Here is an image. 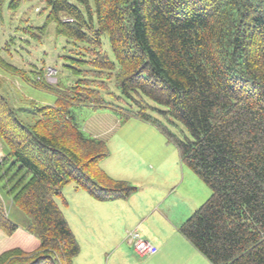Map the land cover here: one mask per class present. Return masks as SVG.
Wrapping results in <instances>:
<instances>
[{"label":"trees","instance_id":"1","mask_svg":"<svg viewBox=\"0 0 264 264\" xmlns=\"http://www.w3.org/2000/svg\"><path fill=\"white\" fill-rule=\"evenodd\" d=\"M5 1L9 10L21 5L0 0V12ZM41 1L44 21L23 32L40 39L54 22L57 36L82 45L85 58L70 59L85 68L66 64L81 78L50 84L43 69L24 70L0 54L1 66L55 95L52 104L29 102L30 123L0 92V232L22 228L39 241L30 252H0V264H73L79 244L55 200L68 184L98 201L137 189L100 167L108 144L84 133L74 106L154 126L211 189L179 232L212 264H264V0ZM106 79L136 108L106 100ZM5 200L24 224L11 219Z\"/></svg>","mask_w":264,"mask_h":264},{"label":"rangeland","instance_id":"2","mask_svg":"<svg viewBox=\"0 0 264 264\" xmlns=\"http://www.w3.org/2000/svg\"><path fill=\"white\" fill-rule=\"evenodd\" d=\"M19 1L21 5L16 10H9L7 8L8 1H5L1 7V56L9 63L27 71L43 69V79L50 84H54L56 78L61 80L63 84L68 85L76 79L81 78V73H73L72 68L66 67L65 65L67 64L77 69L85 68L84 65L78 62H72L70 59L75 58L79 60L85 58L83 55L78 54V51L84 50L82 45H72L71 42L67 43L64 37L57 36L55 34L54 22L48 24L45 34H43L40 39L33 38L24 33L22 30L23 27L28 25H40L44 21L46 10L40 13L44 6L41 0ZM103 50L113 59L111 51L106 43L103 45ZM106 81L108 88L103 92V96L106 100L123 107L136 108V105L131 102L130 98L121 94L118 86L113 80L106 79ZM0 92L8 96L16 108L22 109V111L20 110L21 117L30 123H32L36 117L29 115L25 111L27 107H30L29 102L35 101L37 103L52 104L55 98L53 93L32 87L23 79L16 76L12 70L1 65ZM133 96L137 97L135 94H133ZM143 99L150 106L164 109V107L152 102L146 97H143ZM129 104H131V106ZM72 112L76 123L85 134L96 136L106 141L109 147V155L106 158L107 160L111 159V161H115V156H118L119 154H126L125 156L127 159H136L139 156L138 159L141 160L142 163L145 162L146 166L153 171L155 169L151 168L153 165L148 162V159L157 160V158H166L171 161V163L175 162L173 166L177 169L178 174H181L183 171H188V175H190L188 176V185L196 188V184L192 181L193 178L199 183V185H201V187H203V194L201 191L200 198L194 200L193 204L191 202L192 197L188 201V206H185V208H183L181 204L178 205V203H176L178 206L170 211L171 213L182 211L186 214V219L210 196L211 189L209 186H207L191 169L180 163L175 146L168 142L154 126L137 119H129L126 122H120L119 116L113 110L108 108L94 110L86 106H74ZM148 112L158 116V114L150 108L148 109ZM178 125L188 135L187 130L181 124L178 123ZM171 129L179 134V131L177 130L178 128L173 126ZM122 144L124 146H122ZM119 145L122 146V149H117L118 151H116V148H119ZM2 154V147L0 144V156H2ZM169 156L173 158V161ZM141 157L145 159V161H143ZM126 158L125 160L127 161ZM103 163L104 161L100 164L102 169L104 168ZM131 163L135 162L131 161ZM130 169L134 170L133 166ZM129 170L126 165V169L122 170V174L124 176L132 177ZM125 179L132 183L137 189L143 190V183H145V181L128 179L127 177ZM74 189V184L70 183L63 188L61 193L62 196L55 197L59 208L67 215V210L65 209V206L62 205V199H65L66 203L72 201V194L79 192V190L75 192L76 189ZM175 197L176 192L167 195L166 202H171ZM5 203L6 205H10L6 206V208L9 211L11 219L18 224H24L26 221L24 214L6 200ZM138 222L140 223V220ZM136 226L137 224L134 225V228H137ZM134 228L128 232L135 230ZM126 237L128 238L127 234H125L124 238L126 239ZM20 238L21 242L20 244H17ZM24 239L23 233L20 236L15 235L11 238L5 236L2 237L0 234V252L13 247H18L27 252L32 251V245L29 244V242L27 243L24 241ZM34 239L35 241H38L36 238ZM127 240L130 241L129 239Z\"/></svg>","mask_w":264,"mask_h":264},{"label":"crops","instance_id":"3","mask_svg":"<svg viewBox=\"0 0 264 264\" xmlns=\"http://www.w3.org/2000/svg\"><path fill=\"white\" fill-rule=\"evenodd\" d=\"M122 146L119 145L116 151L122 149ZM125 155L115 156V161L107 160V156L101 161H104L103 169L113 178L127 177L145 181L143 190L136 189L129 196L104 201H98L85 191L79 190L72 194V201L66 203L62 199L68 215L63 210L62 212L80 248L73 264H212L179 232L178 227L186 214L182 211L170 212L179 204L183 208L188 206L192 197L193 204L194 200L200 198L201 191L203 194V187L193 178L196 188L188 185V171L178 174L173 166L175 162L171 163L166 158H147L153 165L151 168L155 169L151 171L145 162L138 159L139 156L136 159H127ZM142 160L145 161L143 158ZM123 164L127 165L128 170L133 166L134 170H129L133 178L122 174V170L126 169ZM77 191L76 189L75 192ZM174 192L176 197L171 202H166L167 195ZM135 224L137 228H134ZM132 228L153 244L154 253L139 256L134 251L132 242L124 238ZM22 233L26 239L24 241L32 245L31 250L36 249L39 242L22 228H18L11 236L0 232L2 237L10 238ZM20 242L21 238L17 244Z\"/></svg>","mask_w":264,"mask_h":264},{"label":"built area","instance_id":"4","mask_svg":"<svg viewBox=\"0 0 264 264\" xmlns=\"http://www.w3.org/2000/svg\"><path fill=\"white\" fill-rule=\"evenodd\" d=\"M127 235L128 239L133 242L134 249L139 256H148L154 253L155 247L142 238L136 230L128 232Z\"/></svg>","mask_w":264,"mask_h":264},{"label":"clouds","instance_id":"5","mask_svg":"<svg viewBox=\"0 0 264 264\" xmlns=\"http://www.w3.org/2000/svg\"><path fill=\"white\" fill-rule=\"evenodd\" d=\"M138 232V231H137ZM139 233V232H138ZM140 234V233H139ZM148 241V240H147ZM152 244V243H151ZM153 245V244H152Z\"/></svg>","mask_w":264,"mask_h":264}]
</instances>
